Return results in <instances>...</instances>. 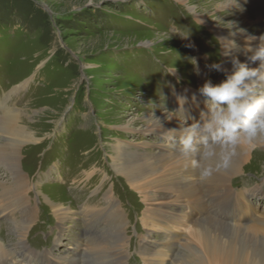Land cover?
I'll return each mask as SVG.
<instances>
[{
  "label": "rangeland",
  "instance_id": "obj_1",
  "mask_svg": "<svg viewBox=\"0 0 264 264\" xmlns=\"http://www.w3.org/2000/svg\"><path fill=\"white\" fill-rule=\"evenodd\" d=\"M249 2L240 0L243 11L229 7L226 12L217 8L225 0H0V105L17 110L19 123L34 137L19 148L21 172L33 185L27 198L38 209L25 240L39 260L32 257L28 262L46 264L49 257L76 248L80 251L74 256L81 257L91 245L79 237L80 211L106 189L126 215L122 263L153 264L155 258L149 260L140 252L141 239L148 229V244L164 240L168 232L142 215L141 199L115 168V146L125 143L132 148L146 142L148 152L159 143L172 144L177 133L145 128L156 121L153 113L164 115L163 107L177 109L178 97L187 100L184 113L177 112L176 117L184 115L188 123L199 118L206 98L198 88L209 79L219 83L228 74L222 65L228 41L217 39L235 31L229 29L230 22L248 34L264 33V8L256 19L257 8ZM235 36L241 59L244 35ZM213 63L221 70L212 69ZM174 68V75L166 73ZM10 137L0 132V143ZM250 152H260L259 157L250 156L230 184L235 189L245 186L243 195L258 211L264 208V144ZM9 177L0 165V178L9 182ZM39 188L45 198L36 194ZM46 199L72 208L73 220H65L63 230L57 227L52 207L43 203ZM245 199L234 200L231 212L226 210L229 205L223 208V217L251 223L257 212L253 218L242 213ZM8 224H0L3 246H9ZM175 229L180 238L196 240L189 234L190 224ZM181 246L173 252L162 250L154 264H192L189 250ZM89 256L102 260L98 253Z\"/></svg>",
  "mask_w": 264,
  "mask_h": 264
},
{
  "label": "bare ground",
  "instance_id": "obj_2",
  "mask_svg": "<svg viewBox=\"0 0 264 264\" xmlns=\"http://www.w3.org/2000/svg\"><path fill=\"white\" fill-rule=\"evenodd\" d=\"M249 3L257 8L256 19H260L259 14L262 12L261 8H264V0H250ZM198 19L203 20L202 17ZM221 34H224L223 30ZM223 36L229 40L233 39L232 36ZM256 43L258 42H253V45L255 46ZM227 45L228 43L223 45L224 52ZM238 46L235 44L229 54L224 55L222 65L228 74L234 70L232 60L239 57L238 50L236 51ZM239 60L241 62L245 60V53ZM255 66L257 65L250 64V67ZM0 110V132L11 135L5 142L0 143V165L9 171L11 178L9 182L0 178V215L1 221H4L0 224L7 222L10 225L6 234V242L9 246H3L0 242V264L5 262L23 264L32 257L39 260L25 240L27 229L37 220L38 209L35 203L28 201V190L30 191L33 185L27 183V178L21 172L19 165L21 143L33 140L34 137L29 135L25 126L19 123L17 110L10 109L3 102ZM187 112L190 113L188 110ZM195 118L197 119L196 116ZM182 121L181 118L166 121L164 115H161L160 121L146 124L145 129L166 133L171 129L178 130L183 126ZM20 137L26 139L21 140ZM140 145L132 148L125 143L116 145L115 168L125 175L132 185L131 188L141 199L144 218L148 217L151 222H155V226L164 228L168 232L164 240L148 244L146 240L147 234H150L148 229L140 242L142 254L149 257V260L155 258L151 261L154 264L161 256L162 250L173 252L183 243L184 246L181 247L189 250L191 254L189 260L192 264H264V208L257 211V206L251 205V200L243 195L242 188L245 186L240 184L235 189L230 184L231 180L236 179L238 173L243 170V164L249 162L250 156L259 157L260 152L251 153L248 146L238 147L227 169L214 173L206 181L201 182L198 172L187 160L179 156L176 148L171 144L159 143L155 150L148 152L144 150L147 146L146 142ZM262 169L264 170L263 166ZM35 191L38 197L45 198L41 188ZM99 194L100 199L85 204L80 211L83 231L79 233L81 235L79 237L89 240L91 247L84 248L81 257L74 256L80 251L76 248L72 253L63 252L61 256L49 257L46 264H76V262L77 264H123L120 246L126 238L125 233L128 229L125 211L111 191L101 189ZM238 198L243 201L246 198L245 208H241L244 215L247 216L249 212L248 215L253 218V214L257 212L252 222L249 221L251 223L228 221L221 214L222 209L228 205L226 210L231 212L233 201L235 200L236 203ZM47 202L52 207L51 214L57 222V227L63 230L62 223L65 220H73L72 208L62 201L46 199L43 203ZM188 224L192 226L189 234L192 233L191 237H194L195 241H190L186 235L183 239L180 238V231L175 229L176 226ZM159 242L160 244H157ZM30 246L34 247L31 243ZM89 253L92 255L98 253L100 257L102 255V260L91 259L93 256L90 257ZM28 264L32 263L28 262Z\"/></svg>",
  "mask_w": 264,
  "mask_h": 264
},
{
  "label": "clouds",
  "instance_id": "obj_3",
  "mask_svg": "<svg viewBox=\"0 0 264 264\" xmlns=\"http://www.w3.org/2000/svg\"><path fill=\"white\" fill-rule=\"evenodd\" d=\"M244 3H247V0H244ZM229 7L244 10L240 0H225V3L217 6L218 10L223 9L226 12ZM230 23L229 29L235 28V31H230L229 36L244 35L245 60L241 62L234 58L232 60L234 70L226 74L219 83L206 80L198 88L200 95L206 98L205 109L200 112L199 119L188 123L187 117L183 115V126L178 130H170L177 133L171 138V146L176 148L179 156L187 160L198 172L201 182L206 181L214 173L227 169L238 147L253 148L264 144V33L258 36L248 34L246 29ZM217 40L228 41L225 55L229 54L236 43L234 39L229 40L225 37ZM253 42L258 43L254 46ZM250 64L257 66L250 67ZM210 67L217 71L221 70L219 63H213ZM195 70L199 75V67ZM175 71L174 68L166 73L174 75ZM164 99L166 100L165 97ZM186 100V97H178V108L175 110L163 107L164 120L178 119L175 113L183 114ZM152 116L160 121V117L154 113Z\"/></svg>",
  "mask_w": 264,
  "mask_h": 264
}]
</instances>
